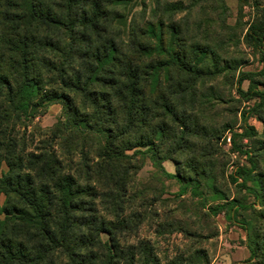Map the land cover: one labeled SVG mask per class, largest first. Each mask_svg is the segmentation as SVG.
I'll return each instance as SVG.
<instances>
[{"label":"trees","instance_id":"trees-1","mask_svg":"<svg viewBox=\"0 0 264 264\" xmlns=\"http://www.w3.org/2000/svg\"><path fill=\"white\" fill-rule=\"evenodd\" d=\"M230 17L226 0H0V166H7L0 264L206 260L197 251L162 263L154 243L140 237L145 222L160 217L161 196L137 179L147 159L183 192L210 188L223 202L214 214L246 232L250 255L236 264H264V171L256 154L246 152L250 166L230 176L254 203L217 186L227 163L218 141L237 119L235 107L226 120L218 112L221 77L257 100L250 114L263 124L260 132L245 112L234 148L240 151L238 136L264 138V67L239 71L241 62L228 58L236 33ZM244 39L264 63V10ZM53 104L63 115L42 129L36 119ZM167 160L175 174L165 171Z\"/></svg>","mask_w":264,"mask_h":264},{"label":"rangeland","instance_id":"rangeland-1","mask_svg":"<svg viewBox=\"0 0 264 264\" xmlns=\"http://www.w3.org/2000/svg\"><path fill=\"white\" fill-rule=\"evenodd\" d=\"M152 3V0H148ZM231 8V17L229 25L235 28L236 33L230 40V50L228 58L235 62H241L239 71L258 73L264 63L261 61V52L245 42V33L250 23L255 20L257 15L264 10V0H226ZM259 81H264L263 77H258ZM250 82L244 81L242 88L247 90ZM216 88L222 95V101L218 105V112L223 115V120L232 115L228 112L232 107L237 108V119L234 120V126L226 131L218 141V147L224 154L226 160L225 183L219 178L217 186L221 188L229 197L239 199L244 203L255 202V198L237 183H232L230 176L239 166H250L249 155L256 154L259 163V171H264V151L259 150L261 140L264 138H242L236 137V143L240 146V151L233 145L232 134L244 132L242 128L243 115L246 112L248 123L256 127L260 132L263 124L259 119L250 114L251 107L257 100H248L247 97L240 96L236 91V85H225L224 78L221 77L216 83ZM260 88L263 86L259 85ZM230 95L234 100L230 101ZM234 114V113H233ZM63 115L62 106L53 104L47 112L36 119V123L42 128L52 127ZM225 117V118H224ZM34 131V127H29V133ZM230 138V140H228ZM42 138L37 134L34 144L35 149ZM248 152L249 155L246 154ZM165 171L176 173V165L172 161L163 163ZM7 170L6 164L0 166V177L3 171ZM137 179L145 186L155 189L161 196V202L155 206V211L160 215L159 218H149L141 228L139 234L141 238L151 240L162 261L175 259L179 255H193L197 251L203 252L206 260L199 258L195 264H236L248 259L250 253L246 246V232L239 225L227 220L225 214H214L212 207L223 202L207 186H203V195L193 196L190 191L183 192V185L176 179L166 175V173L157 168L147 159L143 168L139 171ZM253 179V177H250ZM242 183V180H239ZM253 185V181L248 182ZM5 196L0 195V207L4 204ZM258 207V206H257ZM242 215L251 217L250 211H242ZM0 215V220L3 219ZM160 223H172L164 233L160 230ZM186 230L190 235L181 231ZM248 264H257L256 262Z\"/></svg>","mask_w":264,"mask_h":264},{"label":"built area","instance_id":"built-area-1","mask_svg":"<svg viewBox=\"0 0 264 264\" xmlns=\"http://www.w3.org/2000/svg\"><path fill=\"white\" fill-rule=\"evenodd\" d=\"M228 140H230V138H228Z\"/></svg>","mask_w":264,"mask_h":264}]
</instances>
